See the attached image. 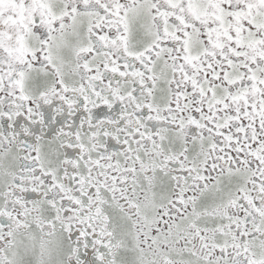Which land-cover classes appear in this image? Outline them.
Listing matches in <instances>:
<instances>
[{"label": "snow or ice", "instance_id": "obj_1", "mask_svg": "<svg viewBox=\"0 0 264 264\" xmlns=\"http://www.w3.org/2000/svg\"><path fill=\"white\" fill-rule=\"evenodd\" d=\"M0 264H264V0H0Z\"/></svg>", "mask_w": 264, "mask_h": 264}]
</instances>
